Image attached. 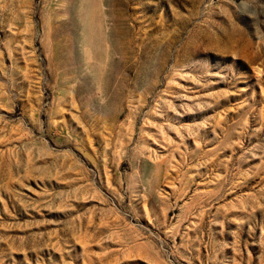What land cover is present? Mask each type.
Masks as SVG:
<instances>
[{"label":"rangeland","instance_id":"rangeland-1","mask_svg":"<svg viewBox=\"0 0 264 264\" xmlns=\"http://www.w3.org/2000/svg\"><path fill=\"white\" fill-rule=\"evenodd\" d=\"M0 264H264V0H0Z\"/></svg>","mask_w":264,"mask_h":264}]
</instances>
